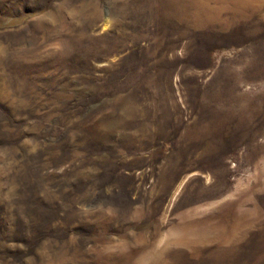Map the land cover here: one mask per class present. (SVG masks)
Wrapping results in <instances>:
<instances>
[{"label": "rangeland", "instance_id": "obj_1", "mask_svg": "<svg viewBox=\"0 0 264 264\" xmlns=\"http://www.w3.org/2000/svg\"><path fill=\"white\" fill-rule=\"evenodd\" d=\"M259 1L0 0V264H264Z\"/></svg>", "mask_w": 264, "mask_h": 264}, {"label": "bare ground", "instance_id": "obj_2", "mask_svg": "<svg viewBox=\"0 0 264 264\" xmlns=\"http://www.w3.org/2000/svg\"><path fill=\"white\" fill-rule=\"evenodd\" d=\"M249 1L250 0H177L175 3L176 15H184L194 23H204L218 19L219 14L229 3L239 5Z\"/></svg>", "mask_w": 264, "mask_h": 264}]
</instances>
